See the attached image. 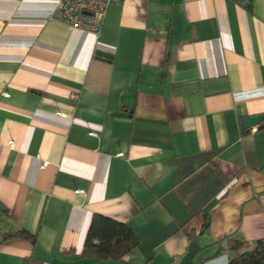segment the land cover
Segmentation results:
<instances>
[{
    "label": "crops",
    "instance_id": "crops-1",
    "mask_svg": "<svg viewBox=\"0 0 264 264\" xmlns=\"http://www.w3.org/2000/svg\"><path fill=\"white\" fill-rule=\"evenodd\" d=\"M54 5L0 0V264H228L264 239V123L241 127L264 0H124L98 34ZM94 215L131 254L83 256Z\"/></svg>",
    "mask_w": 264,
    "mask_h": 264
},
{
    "label": "trees",
    "instance_id": "trees-1",
    "mask_svg": "<svg viewBox=\"0 0 264 264\" xmlns=\"http://www.w3.org/2000/svg\"><path fill=\"white\" fill-rule=\"evenodd\" d=\"M247 7L250 9V5ZM30 237L25 231H18L5 234L3 241ZM245 244L242 240L226 238L227 249L231 251H241ZM136 246L137 238L127 225L94 215L85 240L83 256L98 260H120L131 254ZM228 264H264V239L253 241L249 250L231 258Z\"/></svg>",
    "mask_w": 264,
    "mask_h": 264
},
{
    "label": "built area",
    "instance_id": "built-area-1",
    "mask_svg": "<svg viewBox=\"0 0 264 264\" xmlns=\"http://www.w3.org/2000/svg\"><path fill=\"white\" fill-rule=\"evenodd\" d=\"M51 20L98 34L107 6L124 0H54ZM75 98V95H72Z\"/></svg>",
    "mask_w": 264,
    "mask_h": 264
},
{
    "label": "water",
    "instance_id": "water-1",
    "mask_svg": "<svg viewBox=\"0 0 264 264\" xmlns=\"http://www.w3.org/2000/svg\"><path fill=\"white\" fill-rule=\"evenodd\" d=\"M97 55L102 56L104 58H108V59L111 58V56L104 54V53H100V52H98ZM260 123H264V115L246 118V119L242 120L241 121V127H242V129L246 130V129L254 127Z\"/></svg>",
    "mask_w": 264,
    "mask_h": 264
}]
</instances>
